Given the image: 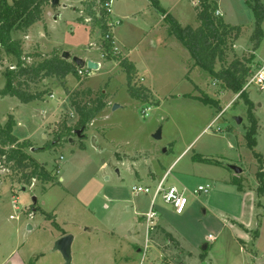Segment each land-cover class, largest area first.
Here are the masks:
<instances>
[{"label":"rangeland","instance_id":"rangeland-1","mask_svg":"<svg viewBox=\"0 0 264 264\" xmlns=\"http://www.w3.org/2000/svg\"><path fill=\"white\" fill-rule=\"evenodd\" d=\"M6 1L12 4L13 0ZM194 1L160 0V6L183 25L195 27L198 7ZM258 1L264 8V0ZM254 3L214 1L224 23L240 28L238 38L228 40L225 66L235 59L249 58L246 66L250 71L264 65V23L262 36L253 49L257 17L250 5ZM83 9L80 0H60L56 8L50 4L45 7L41 22L11 34L12 41L20 42L21 60L31 64L65 52L68 61L82 53H95L103 63L113 62L104 51L100 30L88 19L77 21L78 17H86ZM110 10L117 45L125 46L120 48L122 52L139 64L132 84L147 90L146 100L131 98L118 60L114 62L119 68L110 64L109 73L99 71L100 75L94 72L93 77L79 79L71 76L65 80V87L54 78L31 84V93H46L40 101L21 104L16 98H0V120L5 123L13 115L16 124H22V128L15 124L13 134L32 141L38 151L30 149L28 153L45 166L51 180L44 184L33 181L19 194L18 207L26 208L28 214L34 206L38 213L29 220L22 211L16 220L10 218L16 215L8 187L11 174L0 165V185L5 183L0 192V264H64L51 246L57 229L48 217L74 237L72 264H124L126 258L127 264H203L202 260L207 264H264V93L251 86L241 96L233 94L198 67L189 80L185 79L181 52L172 46L178 44L176 39L172 36L164 41V47L158 46L161 34L147 33L146 26L156 27L163 16L147 0H113ZM15 64L16 59L0 48V91L5 85L4 72ZM190 65L189 72L193 69ZM219 69L217 63L215 70ZM63 92L76 94L81 102L102 94L105 103L113 98L114 105H118L116 110L112 105L107 107L93 126H88L104 136L103 142L99 139L103 143L99 147H94L88 129L85 138L72 135L54 144L61 123L73 125L77 120L69 104L55 111ZM50 93L54 94L53 100L49 99ZM203 98L208 99L206 103L201 101ZM146 108L150 111L143 116L141 112ZM158 129L161 137L155 140L153 135ZM45 145L47 149H42ZM227 165L239 167L241 174H234ZM149 173L155 179L147 176ZM165 173L164 186H180L183 182L192 192L208 184L210 190L207 194L188 193V204L180 215L159 195L154 204V231L146 236L140 215L147 212L152 193ZM11 184L13 189L22 187L21 183ZM138 186L149 188L151 194L134 195L132 189ZM230 220L247 226L245 250L234 241L244 233ZM35 224L39 228L30 229ZM130 232L135 233L134 246L141 247V251L148 240L145 257L143 252H133L134 246L127 241ZM208 235L214 241L208 242L204 252Z\"/></svg>","mask_w":264,"mask_h":264},{"label":"trees","instance_id":"trees-1","mask_svg":"<svg viewBox=\"0 0 264 264\" xmlns=\"http://www.w3.org/2000/svg\"><path fill=\"white\" fill-rule=\"evenodd\" d=\"M51 0H13L8 4L6 0H0V48L6 55L16 59L14 68H8L4 72L5 85L0 91L1 97L16 98L21 104H28L33 101H40L46 93H31L30 85L43 81L44 79L54 78L63 87L67 76L71 75L79 79V67L71 61L62 59V54H54L48 59L39 60L27 64L22 58V49L19 41H12L10 35L19 30H27L36 23L41 22L44 9L50 4ZM109 0H80L84 6L83 14L86 16L78 17V22L88 19L94 27L100 30V37L103 42L104 51L115 61L118 60L119 67L126 76L127 92L135 100L145 101V88H137L132 83L137 76L133 64L124 56L112 53L113 34L109 23L110 15L106 12L104 4ZM149 5L163 13V24L169 35L173 36L180 45L185 48L193 62L192 67H198L205 71L210 77L221 83L233 94H239L250 68L246 64L251 59L240 61L233 60L225 66L226 52L228 50V40L237 39L240 33L239 27L226 25L222 18H216L214 12V0H199L198 9H195V18L198 26L182 27L171 15L163 12L159 0H147ZM250 5L257 19L252 35L255 49L260 37L262 36L261 24L264 23V8L260 6L258 0ZM79 12V9H78ZM81 12V11H80ZM86 21V20H85ZM219 63L220 69L215 70ZM87 77L86 72L83 76ZM49 93V91H47ZM241 93L239 96H241ZM51 95V93H50ZM70 105L77 116L73 125H67L66 121L61 123V131L54 135V144L57 145L63 138L75 135V131L83 129L80 138H85L84 133L91 122L106 107L105 96L98 94L88 102L77 100V96L67 92ZM207 98L201 101L207 102ZM15 122L10 115L4 124L0 123V165L10 172L9 180L11 183H21L22 187H28L32 181L40 183L51 182L49 173L45 166L35 162L28 151L33 148L29 140L19 141L13 134ZM48 145L42 149H47ZM41 149V150H42ZM81 149H84L81 146ZM34 151H38L35 149ZM19 176L16 178L15 176ZM1 178V175H0ZM7 178V177H6ZM44 191V189H42ZM34 207V206H33ZM51 225L58 229L57 224L51 217H48ZM168 236V235H167Z\"/></svg>","mask_w":264,"mask_h":264},{"label":"crops","instance_id":"crops-1","mask_svg":"<svg viewBox=\"0 0 264 264\" xmlns=\"http://www.w3.org/2000/svg\"><path fill=\"white\" fill-rule=\"evenodd\" d=\"M160 1V0H159ZM215 1V0H214ZM60 2V1H59ZM219 10V9H218ZM163 11H165V10H163ZM220 11V10H219ZM165 13H167V14H169V15H171L170 13H168V12H165ZM221 13V12H220ZM221 15H222V13H221ZM182 27H184L185 25H183L181 22H180V20H179V18H177V17H174L173 15H171ZM223 16V15H222ZM222 16H221V18H222ZM57 17H59V16H57ZM110 21L114 24V21H113V18L110 16ZM224 22V21H223ZM189 26V25H188ZM198 26V24H196V26L195 27H192V28H196ZM147 27V33H153V32H158V33H160L161 34V36H162V38H161V40L159 41V44H157L158 46H165L166 44H164V41H167L168 39H170V37H172L171 35H169V34H167L168 32H167V29H166V27H165V25L163 24V16L161 17V22L159 23V25H157L156 27H148V26H146ZM114 28V27H113ZM112 34H113V45H115L114 46V48L117 50V54H120L121 56H124L125 58H127L132 64H133V66H134V68H135V70L137 71V75H138V67H139V64H138V62H137V60H131L130 59V56H129V53H127L126 55L122 52V50L120 49V48H122V47H125V46H121V47H119L118 45H117V42L115 41V39H114V33H113V29H112ZM155 34V33H154ZM147 36V35H146ZM146 36H144V38L146 37ZM166 36V37H165ZM143 38V39H144ZM143 39L139 42V44L143 41ZM151 40H152V38H151ZM177 41V40H176ZM152 42V41H151ZM178 42V41H177ZM139 44H137V45H139ZM153 44V47H157V45L156 44H154V43H152ZM152 46V45H151ZM172 46H173V49H175V50H179L178 52L180 53L181 52V59H182V63H184V69H185V71H187V75H186V77H185V79H187V80H189L190 78H189V75L191 74H193V73H195L196 71V68L195 67H192L193 69H192V71H190L189 72V70L187 69V65L191 62V65H190V67L193 65V62L190 60V56H189V54H188V52H187V50L185 49V48H183L181 45H179V42H178V44L177 43H172ZM178 46V47H177ZM126 48V47H125ZM178 48V49H177ZM135 49H138V47L137 48H135ZM174 52V51H173ZM75 57H78V58H80V59H82V60H85V61H92V62H94V63H96L97 65H98V70H96L95 71V73L96 72H99V71H104V73H109V71L111 70V68H112V66L114 65V67H118V65H117V63L116 62H106V63H103L102 61H100L98 58H97V55L95 54V53H88V54H83L82 53V55H76ZM110 64H113V65H110ZM109 65H110V67H109ZM261 66V65H260ZM257 67V66H256ZM107 68H110V69H107ZM119 68V67H118ZM107 69V70H106ZM101 72H99V73H97V75H100V73ZM95 73H92L90 76H88V78H90V77H93L94 75H95ZM69 77H71V75H69V76H67L66 77V81L69 79ZM142 80V79H141ZM196 87H198L197 85H195ZM147 88V87H146ZM148 89V88H147ZM196 89H198L199 91H201L200 90V88L198 87V88H196ZM149 90V89H148ZM150 91V90H149ZM52 95V98H50L49 97V99L50 100H53V98H54V94H51ZM0 98H2V97H0ZM3 98H5V97H3ZM10 98V97H9ZM106 99V98H105ZM20 103V102H19ZM114 101H113V98H111V100L109 101V102H106V107L104 108V110L91 122V125L93 126V124H94V121L98 118V117H100V115H102V113H104V111L107 109V107H109L110 105H114ZM66 104H69V106H70V102H69V98H68V95L67 94H65L64 92H63V96H62V99H61V103L59 104V105H57L56 107H55V111L59 108V106L60 105H62V106H65ZM72 108V107H71ZM74 112V111H73ZM75 113V112H74ZM69 115H71V117H74L73 115H72V113H70ZM12 117H13V120H14V122H15V124H16V120H15V118H14V116L12 115ZM0 123L1 124H4V122L3 121H1L0 120ZM17 125V127H19V128H22V124L21 123H17L16 124ZM15 125V126H16ZM67 125H69V124H67ZM88 129V133H90L91 134V136H93V137H95V142H94V147H99L101 144H103V143H100V141H99V139L101 140V142H103V140H104V136H102V135H100L95 129H89V128H87ZM90 134H88V136H87V138L89 139V137H90ZM17 138V137H16ZM19 141H22V140H29L31 143H32V141L29 139V138H25V139H19V138H17ZM99 143V144H98ZM98 145V146H97ZM134 174H135V177L136 178H138V179H140V174L137 172V171H135L134 172ZM166 174V173H165ZM164 174V175H165ZM163 175V176H164ZM147 176H149V177H151V178H153V179H155V176L152 174V173H149V175H147ZM146 176V177H147ZM163 176H162V178H163ZM161 178V179H162ZM160 179V180H161ZM160 180H159V182H160ZM11 184V183H10ZM9 183H8V187H9V190H10V192H11V205H12V202L13 201H16V207H17V209H18V211L17 212H15V210L12 208V210L16 213V215H13V217L16 219V220H18L19 219V214L20 213H22V211L26 214L27 213V210H26V208H24V210H22L21 208H19L18 207V199H20L21 197L19 196V194L20 193H24L27 189H29V188H26V187H21V188H19V189H16V188H14L13 189V185L14 184H11L10 185ZM184 183L183 182H181V185L179 186V187H187V186H185V185H183ZM3 185H5V183L3 182V183H1V185H0V192H1V190H2V187H3ZM16 189V190H15ZM23 189H25V190H23ZM36 200V199H35ZM37 202V201H36ZM28 207V206H27ZM33 207V206H32ZM31 207V212L30 213H28V214H26V216L29 218V220H33V219H35L36 217H37V209L35 208V207H33L32 208ZM39 211V210H38ZM43 212V213H46V212H44L43 210H40V212ZM203 213H206L205 211H203ZM144 214V213H143ZM143 214H141L140 215V219H143V221H144V218H143ZM11 216V215H10ZM53 216L55 217V220H56V215H54L53 214ZM40 217V216H39ZM11 218V217H10ZM40 220H45V219H43L42 217L40 218ZM142 221V222H143ZM231 221V224H232V226H237L243 233H244V236H239V237H235L234 238V241H236L237 242V244L241 247V248H243V250H245L244 249V247L246 246V243L248 242L247 240H249L248 239V233H247V226L245 225V223H243V222H239V221H235V220H230ZM56 223V222H55ZM57 224V223H56ZM157 225H158V223H156ZM57 226H58V229L56 230V232L54 233L55 234V236H53V238H52V244H51V246H53L54 245V242L57 240V239H59V238H61L62 236H64V235H67V234H69L68 232H66L64 229H62L58 224H57ZM34 227H36V228H39L38 227V225H32L31 226V228L30 229H33ZM168 232L166 231V234H167ZM52 234V233H51ZM133 234H135L134 232H130L129 233V239L127 240V241H129L128 243H130L131 245H135V246H137V241H136V238L133 236ZM53 235V234H52ZM168 235V236H167ZM166 236L168 237V238H170L171 236L169 235V233L167 234ZM209 236V235H208ZM207 236V237H208ZM212 238H213V236H212ZM209 238H206L205 240H204V242L206 243V245H204V247H206V250L205 251H207L208 250V242H211L210 240H208ZM73 240H74V237H73ZM73 244V243H72ZM133 247V248H135L134 250H133V252H135V254L137 255V254H139L140 252H141V247ZM256 247H258V240L256 241ZM204 251V252H205ZM203 252V253H204ZM134 262H135V260H133ZM203 261V264H207V263H205V261L204 260H202ZM118 263H121V262H118ZM124 264H127V263H129L128 262V259L126 258L125 260H124V262H123Z\"/></svg>","mask_w":264,"mask_h":264},{"label":"built area","instance_id":"built-area-1","mask_svg":"<svg viewBox=\"0 0 264 264\" xmlns=\"http://www.w3.org/2000/svg\"><path fill=\"white\" fill-rule=\"evenodd\" d=\"M112 1L113 0H109L107 3L104 4V8H105L106 12H108L109 15H111L110 9H111ZM193 4H194V6L198 7L199 0H195L193 2ZM214 16L216 18H221L222 15H221L220 11L217 9L214 12ZM109 25H110V28L112 31L114 24L112 22H110ZM113 50H114V53L117 54V50L114 48V45H113ZM95 71H92V70L88 71L86 68H79L78 75L80 77H83L85 72H86V75L89 76L90 74L94 73ZM251 86L256 87L259 92L264 93V65L255 67L254 69H252L249 72V75L246 78V81H245V83H244V85H243V87H242V89L238 95H240L241 93H244ZM49 97L52 98V95H50ZM149 111H150V108H146V109L142 110L141 114L143 116H147ZM166 174L163 176V178L157 184L154 192L152 193L149 208H148L147 212L143 214L146 236H148V233L154 231L155 221H156V217H157V213L154 210V204H155V201L159 195L161 196L162 202L169 205L176 214L180 215L184 212V210L188 204V201H187V196H188L187 194L188 193L193 194V195L207 194L210 190V185H208V184L200 185V186L196 187V189H194L192 192H189L186 187H179V186H176L173 184L168 185V186H164ZM33 181H35V180H33ZM32 185H33V183H32ZM132 192L134 195L151 194V191L149 188L141 187V186L134 187L132 189ZM12 208L15 210V212L18 211V209L16 207V201L12 202ZM11 218H13V216H11ZM208 238L211 242L214 241V238H212L211 235H209ZM147 244H148V240L146 239L145 244L143 246V249L141 251V252H143V254H142L143 257L146 256V251L148 248Z\"/></svg>","mask_w":264,"mask_h":264},{"label":"water","instance_id":"water-1","mask_svg":"<svg viewBox=\"0 0 264 264\" xmlns=\"http://www.w3.org/2000/svg\"><path fill=\"white\" fill-rule=\"evenodd\" d=\"M59 1L60 0H51L50 1V5L52 8H56L58 5H59ZM59 16V15H57ZM55 16L54 17V20H56L58 17ZM62 59L64 60H68L69 59V54L68 53H62ZM71 62H73L75 64L76 67H79V68H86L88 71L92 70V71H95L98 69V65L92 61H85V60H82L78 57H72L71 58ZM118 108V105H113L112 109L113 110H116ZM236 122L237 123H240V119L237 118L236 119ZM82 132H83V129H80V130H77L75 131V135L76 137L80 138L81 135H82ZM161 137V134H160V129H158L154 135H153V138L155 140H159ZM92 139V143L94 145V142H95V138H91ZM34 151V149H32V152ZM227 168L229 170H231L234 174L238 175V174H241L242 170L235 166V165H227ZM25 190V189H23ZM34 203L36 202L35 198L33 199ZM28 228H30L28 226ZM72 242H73V236L67 234V235H64L62 236L61 238L57 239L55 242H54V245H53V251L54 252H58L61 257H62V260L64 261V264H72L71 263V246H72ZM203 250L205 251L206 250V247H203Z\"/></svg>","mask_w":264,"mask_h":264}]
</instances>
